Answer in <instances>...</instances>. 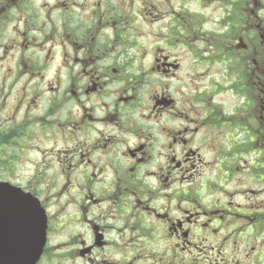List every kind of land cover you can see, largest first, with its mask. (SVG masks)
I'll return each mask as SVG.
<instances>
[{"label":"flooded vegetation","instance_id":"1","mask_svg":"<svg viewBox=\"0 0 264 264\" xmlns=\"http://www.w3.org/2000/svg\"><path fill=\"white\" fill-rule=\"evenodd\" d=\"M0 182L36 264H264V0H0Z\"/></svg>","mask_w":264,"mask_h":264},{"label":"water","instance_id":"2","mask_svg":"<svg viewBox=\"0 0 264 264\" xmlns=\"http://www.w3.org/2000/svg\"><path fill=\"white\" fill-rule=\"evenodd\" d=\"M45 216L36 198L0 182V264L36 263L45 243Z\"/></svg>","mask_w":264,"mask_h":264},{"label":"rangeland","instance_id":"3","mask_svg":"<svg viewBox=\"0 0 264 264\" xmlns=\"http://www.w3.org/2000/svg\"><path fill=\"white\" fill-rule=\"evenodd\" d=\"M23 165L19 164L18 165V168H17V172L14 173V175L17 177V178H21L24 176V172H22L21 170L23 169Z\"/></svg>","mask_w":264,"mask_h":264}]
</instances>
